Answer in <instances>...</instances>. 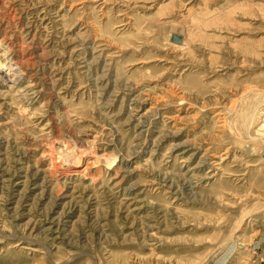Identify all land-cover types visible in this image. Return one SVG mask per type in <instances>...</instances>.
<instances>
[{
  "label": "rangeland",
  "instance_id": "374dc122",
  "mask_svg": "<svg viewBox=\"0 0 264 264\" xmlns=\"http://www.w3.org/2000/svg\"><path fill=\"white\" fill-rule=\"evenodd\" d=\"M263 125L264 0H0V264H264Z\"/></svg>",
  "mask_w": 264,
  "mask_h": 264
},
{
  "label": "bare ground",
  "instance_id": "6f19581e",
  "mask_svg": "<svg viewBox=\"0 0 264 264\" xmlns=\"http://www.w3.org/2000/svg\"><path fill=\"white\" fill-rule=\"evenodd\" d=\"M263 129H264V125H263ZM112 165V164H111ZM110 167V166H109Z\"/></svg>",
  "mask_w": 264,
  "mask_h": 264
}]
</instances>
